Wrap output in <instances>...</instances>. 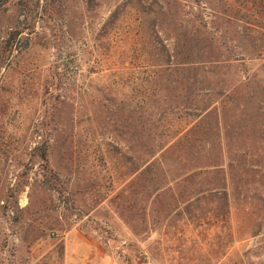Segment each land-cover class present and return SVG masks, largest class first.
Wrapping results in <instances>:
<instances>
[{
  "label": "rangeland",
  "instance_id": "obj_1",
  "mask_svg": "<svg viewBox=\"0 0 264 264\" xmlns=\"http://www.w3.org/2000/svg\"><path fill=\"white\" fill-rule=\"evenodd\" d=\"M26 1L0 264H264V0Z\"/></svg>",
  "mask_w": 264,
  "mask_h": 264
},
{
  "label": "trees",
  "instance_id": "obj_2",
  "mask_svg": "<svg viewBox=\"0 0 264 264\" xmlns=\"http://www.w3.org/2000/svg\"><path fill=\"white\" fill-rule=\"evenodd\" d=\"M31 2L32 0H27L25 3L22 4V8L25 11V8L28 9L27 12L30 11V6H31ZM186 3H188V1H186ZM27 14L25 13L24 16ZM24 30L25 29H21L19 27H16L15 29L11 30L8 38L3 42V46H2V52L3 53H9V57L18 50L19 48V44L21 42V39L19 40L20 36L22 37V35L24 34ZM29 37L26 38V42H24V46H28V39Z\"/></svg>",
  "mask_w": 264,
  "mask_h": 264
}]
</instances>
